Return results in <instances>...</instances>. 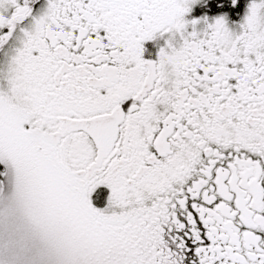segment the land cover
<instances>
[{
    "label": "snow or ice",
    "instance_id": "6c2138e0",
    "mask_svg": "<svg viewBox=\"0 0 264 264\" xmlns=\"http://www.w3.org/2000/svg\"><path fill=\"white\" fill-rule=\"evenodd\" d=\"M0 264H264V0H0Z\"/></svg>",
    "mask_w": 264,
    "mask_h": 264
}]
</instances>
